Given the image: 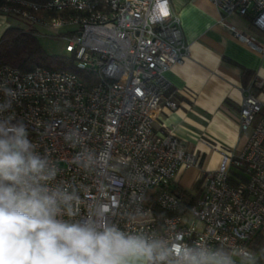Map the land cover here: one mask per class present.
Returning a JSON list of instances; mask_svg holds the SVG:
<instances>
[{"label": "built area", "instance_id": "1", "mask_svg": "<svg viewBox=\"0 0 264 264\" xmlns=\"http://www.w3.org/2000/svg\"><path fill=\"white\" fill-rule=\"evenodd\" d=\"M207 1L223 15L249 17L250 25L264 33V0ZM156 3L0 0L1 15L49 31L73 30L62 36L64 51L94 79L87 85L68 71L37 66L21 73L1 66L0 105L11 107L0 112V120L26 125L40 154L57 170L52 184L78 196L68 209L74 219L86 218L97 204L106 203L111 222L129 232L164 240L179 233L187 243L250 250L248 241L264 228V101L257 96L264 83L254 76L242 89L238 129L248 132L242 147L221 152L214 171L201 169L194 148L169 130L162 135L153 131L160 108H175L163 98L170 86L165 73L189 56L169 0L168 15L153 22ZM48 12L60 16L38 15ZM233 36L262 51L249 38ZM193 168L199 169L198 200L188 211L158 222L152 208L178 211L174 187L180 172Z\"/></svg>", "mask_w": 264, "mask_h": 264}, {"label": "clouds", "instance_id": "2", "mask_svg": "<svg viewBox=\"0 0 264 264\" xmlns=\"http://www.w3.org/2000/svg\"><path fill=\"white\" fill-rule=\"evenodd\" d=\"M167 15V0H157L153 22ZM10 107L0 105V112ZM56 176L26 125L0 120V264H254L246 248L126 231L111 222L106 203L74 219L68 209L78 196L53 185Z\"/></svg>", "mask_w": 264, "mask_h": 264}, {"label": "crops", "instance_id": "3", "mask_svg": "<svg viewBox=\"0 0 264 264\" xmlns=\"http://www.w3.org/2000/svg\"><path fill=\"white\" fill-rule=\"evenodd\" d=\"M169 3L178 15L189 56L182 65H174L165 73L170 86L163 98L174 102L175 108H160L153 131L162 135L169 130L194 148L202 158L201 169L213 171L220 153L239 150L248 135L239 132L237 113L242 89L251 78L255 76L264 83V33L245 17L221 14L207 0ZM9 27L11 17L0 14V38ZM233 32L249 38L262 51L251 50L235 39ZM246 72L250 76L243 83ZM257 93L264 101V86ZM205 142L215 149H209ZM185 172L181 171L177 180L183 188L179 180Z\"/></svg>", "mask_w": 264, "mask_h": 264}, {"label": "trees", "instance_id": "4", "mask_svg": "<svg viewBox=\"0 0 264 264\" xmlns=\"http://www.w3.org/2000/svg\"><path fill=\"white\" fill-rule=\"evenodd\" d=\"M35 5H44L50 0H25ZM100 6L104 0H89ZM45 18H54L60 16V13L48 12L38 13ZM12 18V17H11ZM248 19L250 23V18ZM67 35V34H66ZM10 66L19 70L21 73L30 71L34 67H43L53 71H68L74 73L87 85H90L94 79L87 73L78 69L75 58L69 55L66 58H58L46 54L40 47L36 38L35 30L24 31L15 27L7 28L0 38V67ZM250 73H245L243 83H246ZM174 195L180 200V209L174 213L163 212L155 207L152 208L154 216L158 222L164 217L176 214H182L188 211L198 200L200 196V179L197 178L192 190H187L180 185H176L173 190ZM247 247L255 254L254 264H264V228L258 230L248 241Z\"/></svg>", "mask_w": 264, "mask_h": 264}, {"label": "rangeland", "instance_id": "5", "mask_svg": "<svg viewBox=\"0 0 264 264\" xmlns=\"http://www.w3.org/2000/svg\"><path fill=\"white\" fill-rule=\"evenodd\" d=\"M11 24L13 27L22 29L24 31L35 30L39 45L46 54L58 58H66L69 56V54L64 51L66 39L62 36L66 35L70 31H73L70 30V28L64 27L56 31H49L48 29L35 26L28 20L18 17H12ZM217 167L218 165L216 166V168ZM197 178L198 170L197 168H193L189 171H186L180 178L179 182L184 186L185 189L192 190V185Z\"/></svg>", "mask_w": 264, "mask_h": 264}]
</instances>
